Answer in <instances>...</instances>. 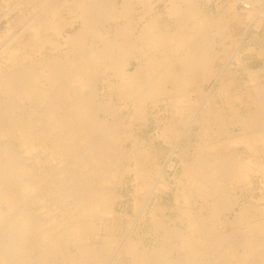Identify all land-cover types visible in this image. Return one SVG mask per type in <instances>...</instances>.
Instances as JSON below:
<instances>
[{
	"label": "bare ground",
	"instance_id": "6f19581e",
	"mask_svg": "<svg viewBox=\"0 0 264 264\" xmlns=\"http://www.w3.org/2000/svg\"><path fill=\"white\" fill-rule=\"evenodd\" d=\"M202 1L48 0L50 6L46 3L41 10L47 12V21L40 22V13L35 14L27 24L31 32L27 39L15 34L7 44L4 42L0 49V95L5 97L0 99V139L5 144L0 145V204L5 209L0 210V264H9L13 257L21 256V250L25 254L32 248L31 253L39 250L42 260L33 258L41 264H47L48 259L55 264L102 263L111 244L101 243L98 248L87 244L95 227L93 220L100 218L98 229L109 228L107 221L114 222L119 216V188L131 182L138 192L148 190L131 228L152 212L156 226V213L165 208L159 198L172 188L163 176L171 171L176 177L177 166L181 172L175 178L177 203L173 209L185 225L182 221L161 234L160 245L151 250L139 248L128 231L114 251L118 264H125L124 256L128 264H264V70L244 67L240 42L221 64L218 79L229 68L243 67L239 71L250 78L253 96L248 111L256 117L249 120L250 133L240 128L230 138L234 120L229 111L215 112L218 105L213 98L201 96V86L190 90L199 69L203 71L199 76L202 81L212 73L211 67L224 56L223 48L230 37L225 19L216 18L202 7ZM237 1L252 23L264 24L262 0ZM160 3L164 5L162 12L155 10ZM61 10L70 17H62ZM163 17L172 19L174 26L163 23ZM68 25L78 27L64 36L63 42L43 34L51 27L60 36ZM88 35L93 36L91 42H87ZM68 41L73 45L70 56L49 55L37 60L42 67L39 75L31 65L22 66L24 58L31 56H17L22 46L37 47L41 52L46 43L60 47ZM85 49H89L88 55H84ZM191 56L195 57L194 79L186 85L188 91L157 94L153 84L161 72L170 71L174 64L185 70ZM12 96L15 101L8 99ZM20 99L28 100L23 105V120L11 113ZM118 100L119 107L115 104ZM36 104L41 106L40 112ZM150 123L154 163L150 150L139 140ZM193 131L194 138L190 136ZM17 134L38 142L41 148L36 146L32 154L27 148L12 151L10 143L19 138ZM222 137L227 138L218 144ZM158 140L169 147L163 163L158 162ZM127 142L130 146L122 149ZM233 144L245 146L249 158L228 154ZM36 165L43 169L41 175L33 172ZM154 173H158V180L152 184ZM55 178H60L57 185ZM255 179L261 182V194L254 199ZM229 186L252 196L246 201L238 192L227 195ZM49 197L65 204L63 208L56 206L61 217L53 219V205L52 212L47 206L41 207L43 216L32 220L36 214L33 205H43ZM50 223L58 228L57 233L46 225ZM232 224L238 227L227 230ZM48 229L53 230L51 235ZM172 255L179 258L172 260ZM33 258L29 260L33 262ZM17 261L14 264L22 260Z\"/></svg>",
	"mask_w": 264,
	"mask_h": 264
},
{
	"label": "rangeland",
	"instance_id": "374dc122",
	"mask_svg": "<svg viewBox=\"0 0 264 264\" xmlns=\"http://www.w3.org/2000/svg\"><path fill=\"white\" fill-rule=\"evenodd\" d=\"M49 1L51 2L52 0H49ZM145 1H148L151 4L154 0H145ZM226 1H228V0H211L209 2L202 1V7H205L209 12L213 13L216 16V15L220 14V12H221V8L220 7H222V4L225 3ZM262 1L264 2V0H262ZM47 2H48V0H36V1L35 0H0V49H2L3 48V45L5 43L7 44V42L9 41V39L12 38L13 35H15V34H16L15 36H18L19 35L18 37H20V35H22L19 39H22V40H24V38L27 39L29 37V35L31 34L28 25L30 23L31 18L35 14H38L39 15V13H40L39 18H38L39 20H41L40 22L47 21V17H48V16H46L47 15V12L46 11L45 12H42V11H44V9L46 7L45 5H46ZM50 2H48V3H50ZM48 3H47V5H48ZM14 5H16V6H14ZM48 6H50V5H48ZM238 7H242V4L239 3L238 4ZM155 10L162 12L164 10L163 3H160V5L158 4L157 7L155 8ZM60 12H61L60 14L62 15V17H66V18H69L70 17L69 14L67 13V11L61 10ZM20 17H21V20H20ZM18 18L20 20L19 22H18ZM162 21H163V23H165V24H167L169 26H171V25H172V27L174 26L173 20L170 19L169 17H163ZM249 24L250 23L248 21H245L244 26H242V28L237 32V34L235 35L234 39L229 44V47H228V49L226 51V56H230V55L234 54V51L236 50V45L238 44V42H240L241 38L245 37L244 39H246L247 36L249 35V32L250 31H253L254 29H256L255 27L250 26ZM22 26L23 27L25 26L26 28L24 27V29H23ZM77 27H78V25H76L74 27L69 26V25L66 26L60 36H57L52 31L51 27H48V28H45L43 30V34L44 35H47V37H49L50 39H53V40L56 39L58 41L63 42L64 36L66 37L68 34L74 33L75 30L77 29ZM21 28H22V30H21ZM5 30H7L6 33H5ZM7 33H8V35H7ZM92 40H93V36L92 35H88L87 36V42H91ZM12 43H13V41H12ZM48 45H49L48 43L44 44V46L40 49L41 52L37 51V49H36L37 47H34V48L33 47L32 48L25 47L24 48V46H22V49L20 47V50L18 51L17 56H24L25 57V56L28 55V56H31L32 57V58H29V59H26V58L23 57L25 60L22 63V66L23 65H25V66L31 65L33 67V69L36 70L35 73L37 75L40 72L41 68H42L39 62H40L41 59H43V57H46V56H49V55H51V56L54 55V56H59V57L62 58L65 55H69L68 54V51L69 50H72V48H73V45L71 44L70 41H68L67 44L64 42L63 44H61L60 47H55L51 43H50L49 46ZM50 49H52V50H50ZM22 50H23V52H22ZM86 50L88 51L89 49H85L84 55L86 53L88 55V52ZM241 50L242 49L240 47L239 51H241ZM20 52H22V53H20ZM64 53H66V54H64ZM18 54H20V55H18ZM32 61H34L35 63L32 62ZM100 63L101 64H104L102 61ZM100 63H99V65L101 66ZM133 64H132V66L130 68H133ZM252 64L255 65L256 62H254ZM38 70H39V72L37 73ZM101 71H102V69H101ZM99 74H101V72ZM217 76L218 75H216L215 77H212V79L210 80V82L205 85V91L207 92V88H212V94L214 95L213 97L216 98L217 100L218 99L220 100V99L223 98V95L222 94H219L217 92L218 91V82H217L218 78H217ZM42 82H43V79H42ZM153 89H154V91L157 94L158 93L161 94L160 91L161 92H164L165 91V89L160 88L159 86H153ZM232 91H234V93H235L237 91V88H233ZM248 91H249V89H248ZM248 95H249V92H248ZM248 95L246 96V98H244L246 105L241 104V102L238 101V100L237 101L234 100V102L232 103V104H234V106H235V108H236V110H237L238 113H241V114L242 113L243 114L244 113H247V111L249 109L250 101L252 99V96H248ZM13 96H15V95H13ZM13 96L11 98H9L10 97L9 96L8 99H13L14 98ZM2 97L5 98L3 95H0V99ZM235 98L238 99L237 94H235ZM13 100L15 101L16 99H13ZM20 100H19V102H20ZM26 100L27 99H25L24 101L21 100L20 104H17V106L18 105L21 106V103H22V106H23L24 103L28 102V100L27 101ZM17 103H18V101H17ZM252 103H253V101H252ZM115 104L119 107V105H121L120 100H118ZM216 104L226 106V103L225 102H216ZM19 106H18V109L15 107L12 110L13 112H11V113H12V115L18 117L19 119H21L20 116L23 117L22 118V120H23L26 117V116H24V111H23L24 106L23 107L22 106L19 107ZM19 108H22V110L19 109ZM35 108H38V109H36L37 111H39V112L41 111V106L39 108V105L38 104H36ZM125 113H126V111L123 112V114H125ZM100 116L102 118H104V114H100ZM165 116H166V118L168 117V113L167 112H166ZM254 116H252V115L251 116L250 115L247 116V119H246L247 121H246L244 127H242L243 129L241 128L242 132H246V133H250L251 132V127H250V123L251 122H249V120H252V118L253 119L256 118ZM28 118L29 117H27V119ZM109 122H110V120H109ZM152 129H153V124L150 123L149 124V127L144 132H142V134L140 133V139L139 140L141 141V143H142L141 145H142L143 148L145 147L146 150L147 149L150 150L151 155H152L151 156V158H152L151 159V162L154 163V158H155V156L153 155L154 154V148L153 147L151 148V145L152 144L150 142V135H151ZM232 130H234V132L231 134L230 138H233L239 132V129L238 128H234ZM17 132L21 133V131H19V130H17ZM190 133H191L190 136H192L194 138V136H195L194 131L193 132H190ZM17 135L19 136V134H17ZM227 137H228V135H227ZM227 137H222L220 139V141L218 142V144L219 143H222ZM8 140L9 139H7V141ZM8 144H9V142H8ZM10 144L12 145V151L15 150L16 153H19L22 148H27V149H29L30 153L32 154V152H35L36 151V150H32V149H35L36 146H37L36 149H40L41 148V146H40V144L38 142L37 143H32L30 140L27 139L26 135H24V136L23 135H20L19 138L12 139V142ZM74 144H76V142H74L73 145ZM218 144H217V146H218ZM0 145L1 146L2 145H5L3 139L2 140L0 139ZM155 145H156V148L163 150L164 153H166L167 150H168V149H165L167 147H165L162 144L161 141H156L155 142ZM38 146H40V148ZM126 146L129 147L130 146V142H127L125 145H121V148L125 150ZM227 150H228L227 151L228 154H231V155H234L235 154L236 156L240 155L241 157H244L245 159L249 158V156H250V152L247 150V148L245 146H243V145H240V144H233ZM38 151H40V150H38ZM164 153H163V155H165ZM210 154L211 153H209V155ZM163 155L160 157V163H163L164 162ZM41 169L42 168L40 166H38V165H36V166H34L32 168V170H34L33 172L36 171L35 172V175L36 176L41 175V172H40ZM75 171L77 172L76 169H75ZM180 172H181V167L180 166H177V169L175 171L176 177H172V175L174 174V172H171V171H169V174L167 172H165V174L163 176V179H165L166 181H168L170 183V185L172 186V188L170 190H167L164 193H162L161 194V197L159 198L160 203L165 208L162 211H160V212L158 211V213H156V217L158 218V224L156 226L154 225V223L152 221V218L155 217L154 213L152 212V213H149L147 215H144L145 217L144 218L142 217L141 219H139L138 222L136 223V225L133 228H131V220L135 216L136 211H138L141 208V206L145 203V200L147 199V192H148V190L139 191L138 192L134 188L135 187V184H132L131 182H129L128 184L124 185L122 188L121 187L119 188L120 189V192L122 193V199L119 200V202H118V204L116 206V209H117V212L119 213V216L115 219L114 222H111L110 220H108L107 221V224L109 225V228L107 227L106 229H103V230L97 228V226L99 225V222H100V218L94 219L93 222H94V226L95 227H94L93 231L90 232V234L88 235V238L86 240L87 241V244H89L90 246L92 245V247H94V248H98L100 245H102V244H104V243H106L108 241L110 242V244H111L109 246L110 249H109L106 257L104 256L103 258H101L100 261L102 263H100V264H118V257L116 258V254H115L114 251H116L118 243L121 240L125 239L126 233L128 231L129 232L131 231V237L130 238H132L134 241H136L138 243L139 248L147 247V248H149L151 250V248H153L154 246L155 247H158L160 245L159 244V242H160L159 238L161 239V234L167 232L169 229L170 230L173 229V227H175L176 224H178V226H180L182 221H183L182 222L183 226L185 225V222H184V219L183 218L181 220H179V217L180 216H179V212L177 211V209H173V208H175L176 203H177L176 200H174L175 199L174 196H175V193H176V191H175V188H176L175 178H177L180 175ZM70 179H71V176H70ZM157 180H158V173L152 174L151 175L150 182L153 184ZM55 181H56V184L55 185L59 184L60 183L59 182L60 181V178L59 179L58 178H55ZM129 181H130V179H129ZM255 184H256L257 190L253 194L254 195L253 196L254 199L257 198L261 194L260 191L258 190L261 187L260 180L259 179H255ZM39 192H41V191H39ZM225 192H228L227 195L233 194L235 192H238V194L241 195L242 200H246V201L252 196V194L249 193V192H247V191L241 193V191L239 190V188H234V186L227 187V189L225 190ZM51 194H52V192L51 191H48V195H51ZM34 196H36V195L34 194ZM52 198H55V197H52ZM52 198L49 197V199H46L45 200L46 203L48 201L47 205H46V203H44V201H43V205H42L41 202H37L38 204L36 203V206H35V204L33 205V212H35L36 214H34L31 217L32 220H33V218L35 220H37L39 216L42 217L43 216L42 214L44 213L43 210L45 209L46 206L48 207V209L51 210V212H52V209L53 208L55 209L56 206H59V208L60 207L63 208V206L65 204L64 205L62 204L63 205L62 206L61 203H60V201L56 200V198L55 199H52ZM134 199H135V203L136 204L135 203L133 204ZM54 200L56 202L57 201L58 202L57 203L55 202L54 204H52L54 202ZM50 202H51V204H50ZM16 203H18L17 200H16ZM252 203H254L253 200H252ZM166 204H167L168 207L166 206ZM53 205H55V207ZM0 207H1L0 210L5 209V205L0 204ZM41 207L44 208V209H42ZM35 208H36V210H35ZM38 208H39V211L40 212L42 211V213H40L38 211ZM59 208L56 207V209L54 210L53 213H51L47 208H46L47 210H45V211H49L51 214H54L55 216L54 215H51L53 217V219H55L56 217L57 218L58 217L60 218L61 217V214H60V210L61 209H59ZM56 220H58V219H55V221ZM52 224H54V223L52 222ZM52 224L50 223V224H46V225L50 226V228L52 226L51 229H53L54 227H53ZM55 224H54V226H55ZM57 224H58V222H57ZM48 226H47V228H48ZM232 227L237 228L238 225H236V224L229 225L228 228H227V230H231ZM51 229L50 230L48 229L50 235L52 234L50 231H53L54 229H55L54 230L55 232H53V234L54 233H57L56 232V229H58L57 227H55L53 230H51ZM156 231L158 233H156ZM116 242H117V244H116ZM29 250L30 249L27 250L28 253L30 252L29 255H26L27 252L24 254V250H21V253H22L21 256L22 255L23 256L22 257L21 256H15V258L13 257L14 261L10 262L9 264H11V263L14 264V262H16L17 259H18L17 263L22 260L18 264H21V263L22 264H25V262H27V264H33V262H34V264H35L36 261H38L36 264H41V261L40 260H42V257L39 256L40 255L39 250L34 249L32 251L33 254L31 253V250L30 251ZM35 251L38 252V254ZM25 255H26V257H24ZM27 256L30 259L33 258V257H37V258L39 257L40 260L39 259L36 260L35 258H33L32 259L33 262H32L31 260H29V258L27 259ZM23 257H24V259H23ZM178 258H179V256H177V255H172L170 257V259H172V260H175V259L177 260ZM180 258L181 259H184L181 255H180ZM19 259H21V260H19ZM25 259H27V260H25ZM34 259H35V261H34ZM122 259H124L123 260V263L128 264V262H129L128 257H125L124 256ZM23 260H24V263H23ZM28 260H29V262H28ZM48 260H49L48 261L49 264H55V262H53L52 260H50V259H48ZM58 264H67V263L66 262H63V263H58ZM182 264H184V263L182 262Z\"/></svg>",
	"mask_w": 264,
	"mask_h": 264
},
{
	"label": "crops",
	"instance_id": "0c3cea01",
	"mask_svg": "<svg viewBox=\"0 0 264 264\" xmlns=\"http://www.w3.org/2000/svg\"><path fill=\"white\" fill-rule=\"evenodd\" d=\"M211 1V0H210ZM160 5V4H159ZM221 12L220 14L216 15V18H224L225 21L228 24V33L230 34V37L226 41V46H224V56L222 58H218L217 62H214L213 66L211 67V72L205 79L202 81L199 76L202 77L203 71L199 69L196 73L197 79L194 80L193 85L191 86L190 90L197 91L196 88L198 86H201L200 90H198L201 94V96L207 97L206 100H212L214 99L215 102H225L226 106L218 105L215 108V112L221 113L225 112L226 110L229 111V116H231L232 120H234V128H242L244 127L246 123L247 116H251L252 113L247 111V113H238L234 104V100H238L241 102V104H245L244 98L246 96H252L251 94V88H250V78L248 75L244 72H240L239 70H243V67H241L239 70L236 68H229L227 71L221 76L220 79L217 80L218 82V93L223 95L222 99H216L214 98L212 94V88H207V92L205 91V85L210 82L212 77H215L219 73V69L221 67V64L227 58L226 51L229 47L230 42L234 39L237 32L244 26L245 21H248L250 26L255 27L253 31L249 32V35L246 39L245 37L241 38L239 49L241 47L240 57L244 61V67L249 68H256V69H263L264 70V24L258 25L256 23H252L250 19H248V15L245 11H242L240 7H238L237 0H228L225 3L222 4ZM211 13V12H210ZM213 14V13H211ZM214 15V14H213ZM215 16V15H214ZM239 43V42H238ZM195 61V57L191 56L188 60L186 69L179 65L174 64L170 71L163 70L160 74V79L158 82L154 83L153 86H159L160 88L165 89L164 92H161L163 95H169L174 92H183L184 90L188 91L186 89V85L188 82H191L194 78V69H193V62ZM256 62L255 65L252 63ZM200 72V73H199ZM217 72V73H216ZM199 74V75H198ZM233 88H237V91L234 93L232 91ZM249 91H248V89ZM195 94V93H194ZM235 94H237L238 99L235 98ZM195 96V95H193ZM253 101V96L251 99V103ZM211 103V101L209 102ZM238 125V126H237ZM228 134V133H227ZM229 136V135H228ZM161 141V140H158ZM162 144L167 147L165 149L169 150V147L164 144L163 141H161ZM158 149V148H157ZM159 153V160L160 163V157L163 155L164 151L161 149H158ZM166 154V153H164ZM165 155H163L164 157Z\"/></svg>",
	"mask_w": 264,
	"mask_h": 264
}]
</instances>
